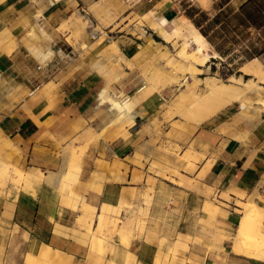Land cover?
<instances>
[{
  "label": "crops",
  "instance_id": "0c3cea01",
  "mask_svg": "<svg viewBox=\"0 0 264 264\" xmlns=\"http://www.w3.org/2000/svg\"><path fill=\"white\" fill-rule=\"evenodd\" d=\"M246 1L133 0L130 11L144 16L155 8L144 27L157 35L155 23L171 29L193 22L190 15L236 13ZM79 6V0H0V139L15 152L12 163H0V264L15 255L17 230L30 264H69L68 256L72 264H101L103 238L96 230H109L119 220L125 226L102 264H264L231 239L242 215L240 195L264 208V110L240 117L247 105L237 101L183 129L179 119L160 118V134L154 119L162 96L153 94L137 104L130 121L114 124L119 111L102 99H121L110 86L119 93L131 89L99 76L89 57L81 56V42L69 41L73 28L61 29ZM121 47L126 58L134 54L128 41ZM108 56L117 57H102ZM111 59L100 65L110 71ZM236 103L241 110L231 108ZM161 144L180 147L182 155L191 149L185 166L200 156L193 173L182 170L195 188L155 165L165 156ZM72 147L83 150L80 178L72 185L75 173L63 188L72 160L66 148ZM84 204L97 208L93 243L77 224L93 211L85 214Z\"/></svg>",
  "mask_w": 264,
  "mask_h": 264
},
{
  "label": "rangeland",
  "instance_id": "374dc122",
  "mask_svg": "<svg viewBox=\"0 0 264 264\" xmlns=\"http://www.w3.org/2000/svg\"><path fill=\"white\" fill-rule=\"evenodd\" d=\"M132 1L133 0H79V8H81L80 12L77 15L71 17L68 22H65L62 25L61 29L71 30V27L73 28L69 41L72 43V40L74 39L81 42V56L85 60L87 57H89L92 68L94 70L96 69L95 71L99 76H104L105 78H107L111 85L117 84L121 85L122 87L126 86L128 87L127 89H131L129 93L125 92V90L119 93L115 85L110 86V90L116 93V95L120 94L121 98H125L126 96L133 97L135 93L139 95L137 91L142 87L145 88L147 85L154 86V84H156V86L159 87H163L165 85L164 88L169 86L167 90H157L153 93L162 96L160 111L157 114V117L154 119L155 131L159 130L160 134L165 133V130L160 128V124H158L160 118H162L164 122L179 119V122H177L179 129H183L185 124L196 126L199 125L198 123L200 122L197 118H191V116L185 111H177L178 109L175 105V100L185 87L179 86V83L177 82H173L171 85L168 84V81L171 78L170 76H172V80H174L178 77L177 74L169 71V68L165 70L164 68L159 67L161 64L164 65L167 63L166 59L168 56H175L177 54L181 47V42L175 44L164 43V41L158 35L154 34L149 28L144 27V24L147 23L150 18L148 19L147 17H145V15L142 16L139 13H132L130 11ZM94 32L99 33V36H97V38H92L91 35ZM224 34H227V31H224ZM149 35L151 36V40L147 39ZM229 37L230 36L224 38L220 37L219 39V43H225L223 46L228 51V54L226 56L219 55L218 57L214 58L209 64V66H211L209 73L205 72L203 73V75H200L201 77L205 78L211 75L220 78L224 82H230V76L233 75L235 77H238L240 75H243L240 69L246 62L249 61V59L246 58L244 49H248L247 46L250 43L253 44V46L249 45V47H251L253 51H262L264 47V35L259 34L257 30L252 29L251 35L248 38L241 37V41L238 43L230 42L228 40ZM225 40H228V42L226 43ZM114 41L118 42L120 50H117L116 47L109 46ZM122 41H128L135 47L134 54L130 58H126L123 54V50L121 47ZM106 46L108 47V49L103 52L102 49ZM214 50L215 47H213L212 45L209 48V51L213 53ZM113 52L117 55V57L114 59H111L110 56L102 57ZM118 56L120 57V61H118L117 63ZM109 58L111 59L109 64L110 71L109 69H107V66L103 67L100 65V62H105V60ZM260 60L264 65V55ZM183 74H186L189 77L188 71H180V75L182 76L181 79L184 76ZM117 75L123 78L118 80ZM243 77L247 80L250 79V77L247 75H243ZM262 85L264 86V83ZM203 90L204 86L200 85L198 92L202 94L204 92ZM255 96L260 97L261 95L255 93ZM231 108H233L234 110H241L239 103L234 104ZM247 108H249L248 104ZM250 110L252 109L242 110L239 113V116L248 117L252 114V111ZM66 149H68L67 153L72 156L71 163H75L76 173H78V163L81 160L83 150H80L78 152V150L73 147ZM159 150L163 152L165 156H160L159 162L155 163V165L158 168L162 169L164 174L166 173L176 176V178H178L179 180V183L181 184H183L180 180L182 176L190 180V182L197 184L195 180H191L183 175L182 170L193 173L197 169V162L200 161V156L197 155L198 157L194 158L193 165L189 164L188 166H185L184 158L186 155L191 153V149L187 150L182 155V149L180 147L176 146L173 149L172 146L161 144ZM14 155L15 152L13 151V149L5 144V139H0V163L4 164V166L12 163L11 160ZM167 155H173L176 160H170ZM70 165L71 164H69V166ZM78 175V178L75 179L72 185L75 182L79 181L80 172ZM9 182L10 180H7L6 185L9 184ZM207 194L213 195L214 191L209 188ZM240 196L244 197V199L239 198L240 200L255 202L253 198L247 199L244 195ZM214 199L215 201H217L216 196H214ZM257 204L259 205V203ZM88 210H93L92 213L88 214L89 219H86L85 217H78L77 224H87V226H90L92 230H94V224L97 218V208L91 204H84V213L86 214ZM257 220L255 221V223L258 224H255V226L258 232L264 233V219L259 218ZM121 226H125V223H121L119 220L117 222V225H111V229L109 230L97 228L96 234L100 235L103 238L101 245V247L103 246V248H100L98 250L100 254L99 263H104V258L110 252V250L114 251L113 243L116 242V238L119 236V229ZM12 248L15 251V255L10 259L8 264H30L26 258V246L20 245L18 230L17 232H15L12 238ZM91 250L95 251L96 249H94V246H91ZM71 260L72 257L68 256L69 264H72ZM38 264L44 263L38 262Z\"/></svg>",
  "mask_w": 264,
  "mask_h": 264
},
{
  "label": "bare ground",
  "instance_id": "6f19581e",
  "mask_svg": "<svg viewBox=\"0 0 264 264\" xmlns=\"http://www.w3.org/2000/svg\"><path fill=\"white\" fill-rule=\"evenodd\" d=\"M155 11V8L150 10L145 14V17L148 19L153 17ZM152 22L155 23V21ZM154 28L157 35L164 43L175 44L181 42V47L177 54L175 56H168L166 59L167 63L159 66L165 70L169 68V71L177 74L178 77L174 80H172V76H170L171 78L168 84L171 85L173 82H177L179 86L185 87L175 100L177 111H185L191 118H197L200 123H203L232 103L241 101L249 105L247 109H252L250 110L252 111L251 115H261L262 110H264V86L262 85L264 83V65L259 58L249 60L240 69L243 75L250 77L249 80L245 79L243 75L238 77L233 75L230 76V82H224L220 78L211 75L203 78L200 75H203L205 72L209 73L211 67L209 64L214 58L219 56V53L215 50L213 53L209 51L212 45L194 23L186 19L176 22L171 29L163 28L156 23L154 24ZM147 39L151 40V36L149 35ZM109 46L116 47L117 50H119L117 41L112 42ZM106 49H108L107 46L102 49L103 52L106 51ZM118 61H120L119 56L117 58V63ZM180 71H188L189 77L183 74L184 76L181 79L182 76L180 75ZM200 85L204 86V92L202 94L198 92ZM164 87L165 85L163 87L156 86V84H154V86L147 85L142 92H138L139 95L136 94L133 97L126 96L121 99H115L105 94L102 101L104 104H109L113 109L119 111L118 118L114 124L120 125L132 119L135 107L139 102L152 95L155 91L163 90ZM255 93L261 96L256 97ZM70 164L66 174L63 173L64 178L61 181H64V185H62V187L68 186L73 179V175L76 173L75 163ZM180 180L183 185L194 187V183L190 182V180L185 177L182 176ZM222 196L227 200H231L228 193ZM196 199L197 198H195L194 201H197ZM236 203V205L240 207L242 215L240 218L239 230L231 237L234 246L248 256L264 259V233H259L255 226V224H258L255 223L257 219H264V208L253 201H243L239 199ZM80 224H78L79 228L87 231L91 243H93L95 236L94 230H92L90 226H87V224ZM217 237L222 239L226 236L218 235Z\"/></svg>",
  "mask_w": 264,
  "mask_h": 264
},
{
  "label": "trees",
  "instance_id": "16d2710c",
  "mask_svg": "<svg viewBox=\"0 0 264 264\" xmlns=\"http://www.w3.org/2000/svg\"><path fill=\"white\" fill-rule=\"evenodd\" d=\"M223 1L225 2V0ZM190 17L221 56H226L228 51L223 46L225 43H219L220 37L230 36L228 39L230 42L238 43L241 41V37L248 38L252 29H256L259 34L264 35V0H247L236 13L233 9H228L219 12L214 17H209L204 13L196 18L194 15H190ZM224 31H227V34H224ZM228 40L225 42L227 43ZM249 45L253 46L252 43ZM249 45L248 49H244L246 58L252 60L263 57L264 47L262 51H253Z\"/></svg>",
  "mask_w": 264,
  "mask_h": 264
},
{
  "label": "built area",
  "instance_id": "2783aa9c",
  "mask_svg": "<svg viewBox=\"0 0 264 264\" xmlns=\"http://www.w3.org/2000/svg\"><path fill=\"white\" fill-rule=\"evenodd\" d=\"M91 36H92V38H97V36H99V33H97V32L95 33V32H94V33H92Z\"/></svg>",
  "mask_w": 264,
  "mask_h": 264
}]
</instances>
